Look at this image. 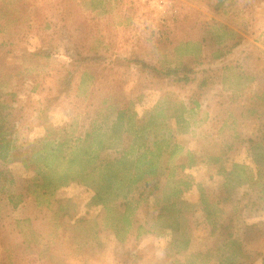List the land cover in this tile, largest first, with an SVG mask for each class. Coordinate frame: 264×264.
I'll return each mask as SVG.
<instances>
[{
  "label": "rangeland",
  "instance_id": "1",
  "mask_svg": "<svg viewBox=\"0 0 264 264\" xmlns=\"http://www.w3.org/2000/svg\"><path fill=\"white\" fill-rule=\"evenodd\" d=\"M96 1V11H83L79 0H39L47 5L39 20L0 32V58H15L12 64H19L27 54L44 53L54 62L29 64L32 78L19 91L13 84L1 95V103L16 108L22 118L15 132L6 136L12 162L0 160V264H124L126 256L125 264H183L185 257L210 246L208 240L200 239L207 230L201 210L192 207L201 194L219 205L223 225L242 239L250 257L246 264H261L264 232L247 228L261 224L264 229V192L254 195L240 188L226 194L219 177L205 164L190 171L195 186L180 198L191 205L184 212L192 239L183 253L185 257L170 256L168 250L169 243L179 236L154 235L156 208L149 188L141 195L133 192L134 200L139 201L133 203L132 229L126 242L121 243L109 225L116 213L93 206L92 188L70 183L43 195L32 186L31 173L21 161L49 130L56 134L60 147L49 164L57 165L59 172L74 174L78 162L85 160L86 150L102 160L115 158L123 149L138 151L145 137L131 138L126 145L125 134L113 132V117L106 122L95 120L105 100L109 104L118 101L120 106L131 103L140 119L166 95L191 108L188 89L152 79L141 68L127 63L136 57L161 65L185 60L188 57L177 56L174 47L188 40L201 43L197 61L212 70L214 84L201 98L189 132L174 137L171 143L183 145L203 160L223 155L228 162L250 165L243 136L252 131L258 117L261 122H256V128L264 130V102L259 99L264 96V0ZM47 13L48 28H44ZM213 26L240 35L241 45L226 53L222 45L210 47L201 42L204 38L209 42L211 34L222 36L223 30H212ZM181 51L186 52L182 46ZM190 51L187 56L193 57ZM214 51L225 56L208 63ZM70 68H75L71 78L67 77ZM83 75L91 80L86 94L82 93L85 85L79 84ZM45 102L46 121L31 122L27 115ZM98 144L106 149L100 150ZM57 153L62 166L56 163ZM21 193L26 195L25 200L12 210L6 198ZM138 227L145 231L139 237ZM192 232L197 237L194 242Z\"/></svg>",
  "mask_w": 264,
  "mask_h": 264
},
{
  "label": "trees",
  "instance_id": "2",
  "mask_svg": "<svg viewBox=\"0 0 264 264\" xmlns=\"http://www.w3.org/2000/svg\"><path fill=\"white\" fill-rule=\"evenodd\" d=\"M79 5L83 11L98 9L96 0H79ZM45 8L47 5H42L39 0H0V32H3L4 28L39 20ZM43 20L44 28H48V13ZM216 29L223 30L221 37L211 34L209 42L206 38L201 39V42L209 43L210 47L222 45L226 53L234 51L241 45L243 39L240 35L228 29L213 26L212 30ZM201 32L211 33L203 30ZM164 37L167 40L169 38L166 35ZM181 46L186 52L191 50L189 54L194 56H187L186 52L181 51ZM174 50L177 56L188 58L161 65L153 60L146 61V59L136 57L128 59L127 63L129 66L141 68L152 79L167 81L175 87L188 89L191 108L171 95H166L146 112L147 115L143 119L138 118L139 115L134 112L131 103L120 106L118 101L109 104V100H105L102 102L103 109L96 111L95 120L106 122L114 118L113 132L116 135L125 134L123 141L126 145L131 138L142 140L145 137V142L141 143L137 152L134 153L132 148L130 151H127L129 148L123 149L115 158L102 160L86 150L84 151L85 160L78 162L79 168L74 174L66 171L59 172L57 165L49 164V158L55 157L56 152H60V147L58 149L56 143V134L53 135V132L49 130L45 136L38 138L37 147L32 146L21 163L23 168L31 173L32 186H35L43 195H50L70 183L92 188L94 190L91 199L93 206H101L105 212L111 214L116 213V218L109 225L115 229V238L121 243L126 242L132 229L131 216L136 208L133 203L139 201V199L134 200L135 193L141 195L149 188V194L152 195L156 208L153 224L154 235L157 238L179 236V239L174 238L168 245L170 256L177 257L184 256L183 253L192 243L184 217V212L191 205L180 200L183 194L190 192L195 186L190 171L202 164L210 167L214 172L213 175L219 177L220 188L225 190L226 194L233 193L240 188L254 195L264 192V130L256 128V122L257 124L261 122L258 117V120H254L256 122L252 131L243 136L249 147L248 152L252 161L250 165L242 161L228 162L223 155H210L203 160L183 145L171 143L174 137L189 132L191 118L200 109L201 98L214 84L212 70L203 68L202 63L197 61L201 55V43L188 40L179 43ZM223 56L225 53L214 51L208 63H214ZM39 62H41L40 66L54 63L51 55L44 53L27 54L22 57L19 64H12L15 63V58L8 60L0 58V160L2 162H12L10 141L6 140V136L15 132L22 117L18 116L20 111L16 108L1 103V95L8 92L13 84L19 91L21 85L32 78V69L29 64ZM74 72L75 68H70L67 71V77H74ZM89 81L91 82L90 78L83 75L79 82L85 85L82 89L83 94L87 93L86 87ZM62 87L61 85L60 88ZM80 88H82L81 85ZM62 94H64L63 91L59 96ZM259 99L264 102L263 95ZM107 103L108 105L105 106ZM47 108L48 102L42 103L37 110L29 113L27 118L31 122L42 118L46 121L45 110ZM99 148L100 150L106 149L103 145ZM58 154L56 163L62 166L63 163L59 160ZM72 165L73 162L69 164V167ZM159 179H162V182ZM25 198L26 195L21 193L18 196H8L6 200L8 204H11L12 210H15ZM192 207H199L201 210L204 228L207 230L204 238L200 239L208 240L210 246L204 252L184 256L183 264H246L250 258L249 253L245 251L242 239L236 236V232L229 231L223 225L224 214L219 205L210 203L206 196L201 194L197 203ZM260 225L255 224L247 230L264 232ZM143 233H145L144 229L138 227L137 237ZM192 236L194 242L197 237L193 235V232ZM125 258L124 264L127 262V256ZM261 264H264V260Z\"/></svg>",
  "mask_w": 264,
  "mask_h": 264
}]
</instances>
